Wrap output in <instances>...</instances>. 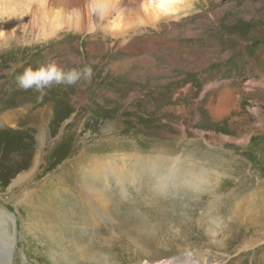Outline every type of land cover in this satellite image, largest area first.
I'll return each instance as SVG.
<instances>
[{"label":"rangeland","instance_id":"rangeland-1","mask_svg":"<svg viewBox=\"0 0 264 264\" xmlns=\"http://www.w3.org/2000/svg\"><path fill=\"white\" fill-rule=\"evenodd\" d=\"M94 2L47 0L79 27L0 40V203L16 236L10 255L0 230V264H264V0H192L126 38L87 29ZM50 59L94 74L43 93L18 87ZM225 88L234 107L217 119L210 104ZM97 167L112 176L107 207L82 190ZM200 174L201 188L154 186ZM98 251L108 259L93 260Z\"/></svg>","mask_w":264,"mask_h":264},{"label":"bare ground","instance_id":"bare-ground-1","mask_svg":"<svg viewBox=\"0 0 264 264\" xmlns=\"http://www.w3.org/2000/svg\"><path fill=\"white\" fill-rule=\"evenodd\" d=\"M35 2H38L37 8L41 11L40 13H43V14L39 15L36 12L37 11L36 8H33V5ZM35 2L33 3V0H0V40H4L3 43H7V40H5V39L9 35L12 34V31H15V30H18V31L23 32V33L27 32L28 35L30 34L29 35L30 37L35 35L37 38H46V37H52V36L58 34V32L61 30H70L71 28H78L79 27V24H80L79 17H76L74 19L70 18V17H66L65 12H61V10L59 8H55V7H52L49 4H47V0H36ZM128 2L131 3V0H128ZM191 2H192V0H136L134 7L133 8L129 7L127 9L124 7V0H95V2L92 3V5H91V10L93 11L94 18L92 17V19L90 20V22L87 26V29L90 32H94L100 28L108 38H111L112 36H116V37L118 36V37L126 38V36H129L128 34L131 32V30H133L135 32L137 31L138 33H140V31H142V27L144 26V28H145V24L146 25L148 23L151 24V23H154L155 21H157L159 19L169 18V17H173V16H176L178 14L183 13L187 8L190 7ZM77 15H78V13H77ZM4 17H8V18L4 19ZM158 24H159V22H158ZM153 39H155V38L153 37ZM154 41L152 40V43ZM133 43H135V42H133ZM92 50H93V47H92ZM124 64H127V63L125 62ZM135 73L138 74L139 76L144 77V71L142 69H138ZM217 97H219L218 103H217L218 105L214 106L213 105L214 103L211 102L210 108H211L213 117L218 119V118H221L223 115H225L229 112V107L232 108L234 106L232 103V100H233L232 90H230L229 88H225L224 90H222ZM41 150H43V148H41ZM38 156H41V154H39ZM158 165H159V163H158ZM32 167H33V169L30 173L27 172V170L21 171L20 176L14 180L12 186H14V187L21 186L26 181H28L30 178L35 176L36 172H37L36 165L35 166L32 165ZM153 167H154V165H153ZM160 167H162V166H160ZM159 168L157 167L156 169H159ZM35 169H36V171H35ZM108 169H109V167H107L106 169H100L97 167L96 170H93L90 173V177H88L85 180L86 186L82 190L91 194V197H88L85 199L86 201L87 200H89V201L95 200L97 203L107 207V205L109 204V192L111 190L110 188H108V186L110 185V182L112 180V176H110L108 174L109 173ZM190 179L193 181H190ZM204 180H205V177H203V174H200L198 176L187 177L186 179H182V181L180 179H178L176 177V175H168V176L159 177L157 180L155 179L154 186L156 187V189H159V188L162 189V188H164V185L168 182L180 181L183 184H191V185H195L196 188H201L200 185H198V184H201ZM178 186H180V185H178ZM14 187H12V188H14ZM195 187H193V188H195ZM32 190H35V189H32ZM32 194L30 195L29 191H25V192L23 191L22 196L21 197L18 196L19 199H18L17 203L25 206L27 201H29V200L26 201V199H29V197L32 196ZM92 197H96V198L92 199ZM36 200H37V198H36ZM24 201H26L25 204H24ZM49 203L52 204V202H50V201H49ZM53 206H54V204H53ZM39 207H41V206H39ZM39 207L32 206V211L37 213V210L39 209ZM54 208H56V207H54ZM62 209H64V208H62ZM49 210H51V209H49ZM69 210H71V209H69ZM46 211H48V210H46ZM73 211L74 210L72 209L71 214H73ZM43 212H45V211H43ZM84 215L85 216L82 218L83 219L82 225L83 224L85 225V223H87L89 221L88 216H86L85 212H84ZM80 217H82V216H80ZM59 219H58V222L55 224V227H60V226L64 225L68 218L66 220L64 218H59ZM68 220L73 221L74 216L72 217V215H71L70 219H68ZM78 223L79 222H77V224ZM13 224H14V215L12 213H10V211L6 207H4L2 205V203H0V230H2V236L7 238V244H8V248L10 249V252H9L10 255L13 251L12 247H13V245H15V239H16L15 230L13 232V229H12ZM29 224H30V222H29ZM35 227L38 228L37 226H35ZM60 228H62V227H60ZM31 232H33V231H31ZM67 232H68V230H67ZM67 232H66V234H67ZM90 244H92V243H90ZM80 249L88 252L89 255L92 256L90 250H86L85 248H80ZM107 256H105V254L103 252L98 251V253H95L93 255V260H97V263H100L101 261H106L108 259ZM9 262H10V260H9ZM145 264H148V262L145 261Z\"/></svg>","mask_w":264,"mask_h":264},{"label":"clouds","instance_id":"clouds-1","mask_svg":"<svg viewBox=\"0 0 264 264\" xmlns=\"http://www.w3.org/2000/svg\"><path fill=\"white\" fill-rule=\"evenodd\" d=\"M69 64L72 66L66 67L56 59H50L35 68L27 67L17 76V85L24 90L31 89L43 93L53 85L73 86L81 81L91 80L94 69L90 63L77 65L75 61L70 60Z\"/></svg>","mask_w":264,"mask_h":264}]
</instances>
